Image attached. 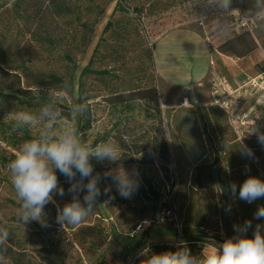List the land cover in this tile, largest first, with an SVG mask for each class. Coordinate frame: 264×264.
<instances>
[{"label": "rangeland", "instance_id": "374dc122", "mask_svg": "<svg viewBox=\"0 0 264 264\" xmlns=\"http://www.w3.org/2000/svg\"><path fill=\"white\" fill-rule=\"evenodd\" d=\"M257 1L228 5L245 8ZM227 12L223 0H0V228L9 234L0 245V264H115L121 252H128L126 264H141L142 249L151 254L186 245L199 255L205 245L234 236V225L249 219L253 226L264 224L253 218L264 199H238L248 175L264 179V146L257 136L242 141L226 115L209 105L208 79L172 86L152 67L156 38L173 29L205 26L218 52L213 42L234 37L219 27ZM260 46L241 59L218 52L223 57L214 65L241 81L264 71V41ZM42 110L57 114L56 127L75 126L85 143H117L121 160L93 159V174L127 169L138 183L132 196L122 198L102 178V193L110 191L84 221L62 228L57 205L71 200V182L57 171L64 197L54 196L41 221L24 222L7 165L47 117L20 129L9 117L19 111L41 117ZM241 143L255 159L240 154Z\"/></svg>", "mask_w": 264, "mask_h": 264}, {"label": "clouds", "instance_id": "9594fccd", "mask_svg": "<svg viewBox=\"0 0 264 264\" xmlns=\"http://www.w3.org/2000/svg\"><path fill=\"white\" fill-rule=\"evenodd\" d=\"M224 6L230 0H223ZM82 114V113H79ZM47 117L43 127L39 129L36 138L28 139L16 151L7 169L11 184L21 205L20 218L24 222L41 221L45 215V207L49 203L55 204L54 196L64 197L65 189L60 185L57 171L70 181L68 192L72 194L69 202L63 207L57 205L56 223L62 228L78 225L95 208L98 198L103 193L99 181L110 179L122 198H130L138 188L135 175L123 167L114 171L94 173L92 160L97 162L109 161L117 163L121 160L120 146L111 141L102 143H85L81 140L77 128L73 125L61 124L56 127L57 114L51 110H42L41 117H36L27 111H19L10 115L15 129L25 126L32 127L35 123ZM253 135L264 146V133L258 134L255 129ZM227 147V146H226ZM240 154L255 159L251 148L241 143L238 147ZM246 170L247 167H246ZM84 193L83 200L80 194ZM230 194L236 198L237 184H230ZM238 199L252 204L264 199V179L255 175H248L239 185ZM230 207L226 211H230ZM256 220H264V205L257 207L253 214ZM43 223L42 227H49ZM234 236L225 239L220 244L205 245L199 255H194L186 245H179L175 250H165L149 254L147 249L138 252V256L145 259L141 264H264V224L253 226L252 220L234 225ZM252 229V236L248 231ZM6 229L0 228V245L8 239Z\"/></svg>", "mask_w": 264, "mask_h": 264}, {"label": "crops", "instance_id": "0c3cea01", "mask_svg": "<svg viewBox=\"0 0 264 264\" xmlns=\"http://www.w3.org/2000/svg\"><path fill=\"white\" fill-rule=\"evenodd\" d=\"M257 2V4L255 3L256 5H245V8H251V10L245 9L244 7L232 6V4L226 7L228 12L236 11L242 15L254 16L264 10V0ZM241 8H243L246 13L243 12ZM219 19V22L223 23L219 26L220 29H222L221 32L232 34V36L238 34V31L229 26L223 17ZM210 25H212V23H209L208 27H210ZM203 29V31H195L187 28H178L167 31L156 38L153 49L154 68L157 76L163 82L172 86L188 87L194 84L199 85L204 79L209 80L207 72L210 63L219 62L218 56L223 57V55L218 53L216 49H212L210 42L207 41V37L205 36V26ZM256 38L258 48L261 49L260 43L264 41V27L261 26L259 28L256 33ZM213 44L216 45L217 48L222 42H213ZM212 50H215L216 54L212 52ZM262 53H264V50H262ZM217 71L220 72L218 68ZM260 73H264V71H258V73L253 76L246 75L245 79L241 81L233 80L223 73H221V75L226 80L230 90H237L248 78L255 77ZM234 97V104L237 108L241 109L248 108V106H251L255 102L254 96L251 95V92L246 90L237 92Z\"/></svg>", "mask_w": 264, "mask_h": 264}, {"label": "built area", "instance_id": "2783aa9c", "mask_svg": "<svg viewBox=\"0 0 264 264\" xmlns=\"http://www.w3.org/2000/svg\"><path fill=\"white\" fill-rule=\"evenodd\" d=\"M229 26L238 31L249 33L257 42L256 33L259 28L264 27V10L254 16L242 15L236 11H229L222 16ZM203 28V22L200 23ZM207 41L209 39L207 38ZM258 45V44H257ZM209 78V105L222 111L238 138H243L246 134L252 133L255 129L261 130L264 124V73L248 78L237 90H230L224 77L217 71L214 62H211L207 72ZM249 91L254 96L255 102L248 109L237 108L235 97L237 92Z\"/></svg>", "mask_w": 264, "mask_h": 264}, {"label": "trees", "instance_id": "16d2710c", "mask_svg": "<svg viewBox=\"0 0 264 264\" xmlns=\"http://www.w3.org/2000/svg\"><path fill=\"white\" fill-rule=\"evenodd\" d=\"M121 10L124 12L123 8H121ZM108 26H109V24L104 28L103 33L107 31ZM255 45L258 46L254 37L251 36L247 32L241 31L239 34L235 35L231 39L225 41L220 46H218L217 50H218V52H220L222 54H228V55H231L233 57L241 59V58H244V57L248 56L249 54H251L255 49ZM96 49H97V47L95 48L94 52L96 51ZM87 67L88 66H86L85 69H87ZM152 67H153V70H155L153 63H152ZM149 91L151 93L154 92V90H152V89ZM142 92H144V91H142ZM142 92H133L131 94H134L133 96H135L136 93H142ZM135 99H140V98H135ZM154 101L156 103L157 99L154 98ZM258 132H260V131H258ZM248 136H249V134H246L243 138H241L242 141L246 140L248 138ZM163 249H167V248L164 247ZM127 257H128V252H121L117 257L115 264H126Z\"/></svg>", "mask_w": 264, "mask_h": 264}]
</instances>
